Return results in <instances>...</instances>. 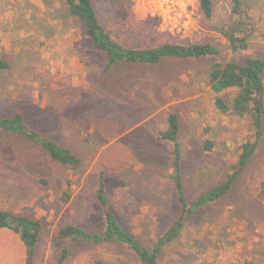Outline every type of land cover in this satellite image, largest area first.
<instances>
[{
  "label": "rangeland",
  "instance_id": "1",
  "mask_svg": "<svg viewBox=\"0 0 264 264\" xmlns=\"http://www.w3.org/2000/svg\"><path fill=\"white\" fill-rule=\"evenodd\" d=\"M103 27L130 48L164 43L211 42L218 61H264V0H243L257 22L246 52L232 54L213 30L228 17L229 0H213L211 20L197 0H179L169 22L152 14L148 0H93ZM187 8V9H186ZM176 26V24H178ZM0 116L20 112L27 124L83 161L71 170L45 152L0 134V210L38 219L43 228L34 264H92L99 256L114 264H140L125 247L91 246L58 239L73 225L93 233L103 226L94 199L105 176L111 211L147 248L179 215L169 179L171 146L157 139L174 112L180 122L181 171L186 198L194 201L216 187L250 138V119L219 114L207 85L210 63L120 64L104 71L105 60L91 50L81 24L66 20L61 0H0ZM264 82V74H263ZM210 128L214 150H202L201 129ZM70 199L62 205L61 195ZM264 264V137L231 190L193 212L160 264ZM0 264H24L16 235L0 230Z\"/></svg>",
  "mask_w": 264,
  "mask_h": 264
},
{
  "label": "trees",
  "instance_id": "2",
  "mask_svg": "<svg viewBox=\"0 0 264 264\" xmlns=\"http://www.w3.org/2000/svg\"><path fill=\"white\" fill-rule=\"evenodd\" d=\"M61 2L66 10V20L73 24H81L91 50L103 56L104 71L108 72L120 64L156 66L171 61L193 63L206 60L210 63L207 85L213 98L214 110L219 114L232 113L234 116H248L250 119V138L239 146L237 159L231 165L225 179L189 202L184 192L181 171L180 122L174 112L167 115L166 128L158 133L157 139L171 146L168 177L173 184L180 210L170 227L154 239L151 248L145 247L111 211L106 198L103 173L98 176V186L94 193V199L98 202L102 213L101 230L90 233L80 227L68 225L60 229L57 234L58 239L69 243L123 246L137 258L140 264H160L159 258L162 253L178 238L189 216L226 195L261 145L264 137V61L257 57H246L242 61L230 60L220 63L218 61L220 51L211 42L190 45L164 43L149 48H130L106 31L96 13L93 0H61ZM197 6L205 20L212 19L213 0H197ZM213 30L225 40L229 51L237 55L249 50L250 42L257 31V22L254 14L244 6L243 0H229L226 21L214 26ZM8 69L7 61L0 58V73ZM200 133L203 152H212L215 145L210 137V128L204 126ZM0 134L14 138L22 145L45 152L52 162L68 169L77 170L83 165L82 159L74 151L30 127L20 112L0 116ZM69 199L68 192H63L60 198L62 205L68 204ZM42 228V222L38 219L0 210V230H8L18 237L24 249V264H34ZM68 253V246L62 248L58 258L59 264L66 260ZM92 264L114 263L97 256ZM246 264L252 263L247 261Z\"/></svg>",
  "mask_w": 264,
  "mask_h": 264
},
{
  "label": "built area",
  "instance_id": "3",
  "mask_svg": "<svg viewBox=\"0 0 264 264\" xmlns=\"http://www.w3.org/2000/svg\"><path fill=\"white\" fill-rule=\"evenodd\" d=\"M181 7H183V4L180 6L179 0H148V9L152 14L157 15L163 21L169 22V16L176 15L178 11H182ZM187 9V8H186ZM189 9V8H188ZM187 9V10H188ZM187 10L185 9L181 12L183 13L182 16H185L187 14ZM170 26L173 25V23L169 22ZM179 25L176 24V26Z\"/></svg>",
  "mask_w": 264,
  "mask_h": 264
}]
</instances>
